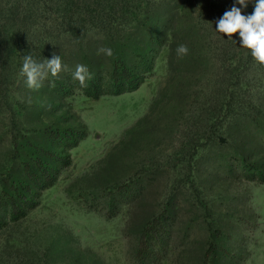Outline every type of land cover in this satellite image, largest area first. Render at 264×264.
<instances>
[{
  "label": "rangeland",
  "instance_id": "obj_1",
  "mask_svg": "<svg viewBox=\"0 0 264 264\" xmlns=\"http://www.w3.org/2000/svg\"><path fill=\"white\" fill-rule=\"evenodd\" d=\"M62 2L0 0V264H264V65L246 48L224 69L199 0H128L78 39ZM53 53L68 70L29 89L23 57ZM120 58L140 76L122 94L72 78L105 85Z\"/></svg>",
  "mask_w": 264,
  "mask_h": 264
},
{
  "label": "trees",
  "instance_id": "obj_2",
  "mask_svg": "<svg viewBox=\"0 0 264 264\" xmlns=\"http://www.w3.org/2000/svg\"><path fill=\"white\" fill-rule=\"evenodd\" d=\"M162 0H155V2H159ZM167 0H163V3ZM171 2L168 3L170 5H174V9L177 14H182L186 5H188L187 0H170ZM253 0H249L252 3ZM244 8L241 6L237 0H199V5L197 6L198 15L208 18L207 16H211L209 23L211 27H215L214 34L211 31H204L208 32L209 36H215V44L221 43L222 44V53L226 56L223 59V66L224 69H228L232 66V62L236 59H242L247 53V49L241 47V41L239 35L233 34L232 39H229L227 35L223 33H219L216 31V22L223 17L226 11H230L233 6L241 8L242 14L245 16L251 15L249 13L248 5ZM167 4V3H166ZM64 5V8H63ZM62 14L60 13V17L58 18V24L64 25L66 28V32L70 34V37L73 39H78L81 37V34L84 32L87 26H98L104 28V30L110 32L112 21H114V17L117 14H120L121 9L125 6L128 7V0H63L62 2ZM121 7V9H120ZM120 9V10H119ZM124 10V9H123ZM122 12V11H121ZM253 13V11L251 10ZM139 18V17H138ZM57 22V21H56ZM203 27V26H202ZM5 29V28H4ZM203 30H205L203 28ZM4 34L0 33V62L4 58L3 52L8 49V52L11 51L9 46V42L13 40V36H16L12 31L10 33V29L7 28L6 31H3ZM190 32V33H189ZM187 33V36L193 32V29H190ZM238 45V47H237ZM148 70L144 71L147 72ZM139 75H135L133 70L128 68L126 63L123 59H119L114 63L113 71L109 78V83L103 85H98V80L93 78L89 81H86L87 86L82 87L90 96L94 98H100L105 94H122L126 92L131 87H136L139 82ZM47 170V169H46ZM37 176L33 175L31 178L34 182L38 185H45L49 183L51 180L50 173H45L36 178ZM35 178L37 181H35ZM7 202L9 204L13 203L15 206V200L13 197H10ZM26 204L24 203L22 207H20V211L26 208ZM152 246L150 245L149 241H145L143 246L141 247V251L139 252V260L140 262H144L145 258H148L149 254L152 253L151 251ZM153 256V255H151Z\"/></svg>",
  "mask_w": 264,
  "mask_h": 264
},
{
  "label": "clouds",
  "instance_id": "obj_3",
  "mask_svg": "<svg viewBox=\"0 0 264 264\" xmlns=\"http://www.w3.org/2000/svg\"><path fill=\"white\" fill-rule=\"evenodd\" d=\"M237 2L246 8L249 0ZM216 31L227 35L229 39H232L233 34L239 33L241 47L251 50L253 58L264 65V0H255L254 12L248 16L242 14L241 8L233 6L216 22ZM188 51L184 44L176 49L179 56L187 55ZM100 53L109 57L113 55L111 48H100L98 54ZM67 70L66 65L62 66L61 57L55 53L51 59H44L43 62H37L31 55H26L23 57L21 74L26 76L29 89L38 90L49 73L56 77L61 71ZM72 78L78 81L81 87H86V81L91 78V74L87 66L77 64L75 71L72 72Z\"/></svg>",
  "mask_w": 264,
  "mask_h": 264
}]
</instances>
